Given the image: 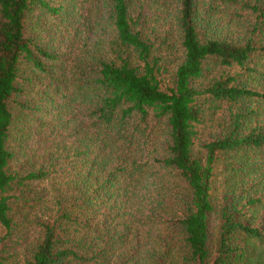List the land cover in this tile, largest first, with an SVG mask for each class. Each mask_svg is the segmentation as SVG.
<instances>
[{"label": "trees", "instance_id": "16d2710c", "mask_svg": "<svg viewBox=\"0 0 264 264\" xmlns=\"http://www.w3.org/2000/svg\"><path fill=\"white\" fill-rule=\"evenodd\" d=\"M238 1H156L170 62L145 0H83L68 47L80 0H0V264H264V0L235 33Z\"/></svg>", "mask_w": 264, "mask_h": 264}, {"label": "rangeland", "instance_id": "374dc122", "mask_svg": "<svg viewBox=\"0 0 264 264\" xmlns=\"http://www.w3.org/2000/svg\"><path fill=\"white\" fill-rule=\"evenodd\" d=\"M82 1L83 0H80L78 3V10L76 11V18L74 20V30L72 31L70 28H67V26L58 25L62 36L57 39V44H63L65 47H68L71 42V38L74 35L76 36V42L79 43L81 40L87 39L90 35L93 36L90 31V26H92L95 21L90 16L91 10L87 6L84 7L85 5ZM156 1L158 0H145L148 7L147 14L150 18H152L150 28L153 34L151 36L156 44L160 43L163 46V52L165 56L169 58L170 62H178L182 58V50L176 36L177 30L174 13L171 9L167 11H159L158 6L155 5ZM250 1L254 2V0H239L236 4H216L215 7L218 9L217 16H215L218 20L217 23L229 26L231 30L235 31V33L240 30L246 31L250 29V25L254 21V17L248 8H244L242 5V2ZM52 18V22L56 24V18ZM68 29L71 32L68 31ZM52 33L55 32L51 31V34ZM51 36H53V34ZM262 40V43L264 44V35L262 36ZM70 130L71 129H69V131Z\"/></svg>", "mask_w": 264, "mask_h": 264}]
</instances>
